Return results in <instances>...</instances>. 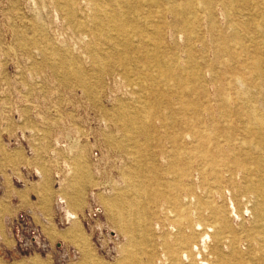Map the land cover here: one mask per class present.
I'll list each match as a JSON object with an SVG mask.
<instances>
[{
  "label": "rangeland",
  "instance_id": "rangeland-1",
  "mask_svg": "<svg viewBox=\"0 0 264 264\" xmlns=\"http://www.w3.org/2000/svg\"><path fill=\"white\" fill-rule=\"evenodd\" d=\"M113 1L0 0V264H264V0Z\"/></svg>",
  "mask_w": 264,
  "mask_h": 264
},
{
  "label": "bare ground",
  "instance_id": "bare-ground-1",
  "mask_svg": "<svg viewBox=\"0 0 264 264\" xmlns=\"http://www.w3.org/2000/svg\"><path fill=\"white\" fill-rule=\"evenodd\" d=\"M112 6H114L115 8L113 10L114 14L112 16H110V19L108 18L109 16H107V13H105V16L103 18H101L99 16V12L103 11V6L99 2H96V4H95V10H96L95 19H97L96 20L97 24L101 23L104 25H105L104 19H108L109 23L112 21H115L116 24H113V26L115 27V29L122 32V30H124L126 28V21L121 19L122 11L119 7V3L112 0ZM113 46H115V44ZM116 47H117V45H116ZM262 54H263V56H261L260 58H256L254 61H252L251 65L249 66L250 72L252 74H255L256 76H258V78L260 79L259 82H257L256 84L254 83L253 85H256V87L260 88L261 90L263 88V83H262L261 79H262V77H264V51L262 52ZM98 58H99V56H98ZM106 58H109V56L106 55ZM232 82H233V85L235 86V88L237 89V92H236L237 97L245 105H247V108H245V111H244V114L246 115V118H247V124H246V127L244 128L245 135L246 136L247 135L253 136V141L251 144H252L253 148L256 150L257 155H258V167H260L262 170H264V110L259 111V110H257L256 106L254 105L255 100H253L251 98L252 94L250 93L251 85L248 82V80L246 79V77H244L240 74H236V76L233 78ZM228 103L229 102H227V100H225V104L227 105V106L225 105L226 107H228ZM138 124H140V123H138ZM227 138L229 140L230 135H227ZM201 139H203V137ZM201 142L203 143V140H201L200 143ZM249 189L253 192H259L258 189H260V188L251 187ZM258 196H259V198H257V201H256L253 209L256 212V214L258 215V217L260 216L259 218H262L264 216V194L260 193V195L258 194ZM197 225L202 227L203 231L198 232V233H200L199 236H200V238H202L203 241L207 240L206 237H211V234L208 233V228L204 229L201 222L197 223ZM227 225H228V223H227ZM189 237H190L189 235L183 234V236L181 238H179V244H180L181 248H185L184 244H186ZM214 237H215V239H217V242L221 241L222 237L218 236V234L214 235ZM259 238L262 242L261 243V249L263 248V250H264V234L261 235ZM227 242H228V240H227ZM215 243H216V241H215Z\"/></svg>",
  "mask_w": 264,
  "mask_h": 264
}]
</instances>
